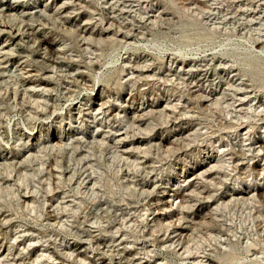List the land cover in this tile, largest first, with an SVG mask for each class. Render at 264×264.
I'll list each match as a JSON object with an SVG mask.
<instances>
[{"label": "rangeland", "instance_id": "374dc122", "mask_svg": "<svg viewBox=\"0 0 264 264\" xmlns=\"http://www.w3.org/2000/svg\"><path fill=\"white\" fill-rule=\"evenodd\" d=\"M0 2L20 11L28 7L26 15L42 9L51 14L45 26L35 22L34 28L23 29L53 41V48L65 51L76 68L70 74L45 69L25 43L19 48L13 40L4 42L7 33L0 32V51L10 60L0 64L2 264H264V199L263 216L253 223L243 220L249 209L225 210L216 222L208 220L192 231L196 211L209 207L196 203L192 210H178V200L164 191L176 183L193 186L197 179L191 173L226 153L237 168L228 160L201 179L204 193L215 194L209 204L220 203L216 197L228 198V191L237 188L235 181L247 185L244 178H256L264 191V156L249 150L251 140H246L248 134L264 138V115L240 118L246 112L240 111L241 102L231 110L225 103L212 104L221 93L229 94L230 75L239 70L245 80L235 83L243 82L248 98L254 97L248 105L264 99V56L248 46L256 38L253 28H261L264 39V0ZM62 2L59 12L69 8L59 13L60 21L55 13ZM255 48L264 49V42ZM192 62L200 82L187 71ZM231 64V71L221 68ZM30 75L42 83L34 89L38 96L22 86L20 78L28 82ZM44 87L48 91L43 93ZM101 93L107 102L104 112L95 110ZM167 103L177 105L170 114ZM161 110L168 117L160 116ZM133 111L148 113L135 126L151 123L154 129L136 133L135 145L131 137L117 144V136L131 130L129 118L137 117ZM58 136L60 148L47 143ZM137 143L142 145L133 150ZM211 179L217 182L216 192ZM169 210L173 219L178 211L187 217L185 236L167 247L173 235L158 221L167 219ZM252 213L258 216L257 209ZM209 231L221 235L220 243ZM251 240L258 244L248 250ZM178 242L189 250L182 252Z\"/></svg>", "mask_w": 264, "mask_h": 264}, {"label": "bare ground", "instance_id": "6f19581e", "mask_svg": "<svg viewBox=\"0 0 264 264\" xmlns=\"http://www.w3.org/2000/svg\"><path fill=\"white\" fill-rule=\"evenodd\" d=\"M62 5H65V4L63 2L61 4H59L58 12H56V13L54 12L55 16L57 15L56 17L60 21H61V18L59 16V13H62L66 9L69 8V6L66 5L65 9L62 12H59V9L61 8ZM21 8H22V6H21ZM70 8H72V7H70ZM27 9H28V7H25V9L20 11V8L18 6H13L12 4L0 2V32L7 33V38L4 40V42H6L7 39L13 40L12 42H15L14 44L19 48L21 47V44L25 43L27 45V47L31 48V50H30L31 53H34L35 55H37V57L42 59L41 62H42L43 68L54 69L55 73L59 72V73L70 74V72H72L76 68L73 69V63L70 61V59L65 57V53H66L65 51L60 49V47H59V49H54L52 46V44L54 42L53 41L50 42L49 40H47L45 38V36H38V35H35V33H33V32H27V29H23V28H28V30H29L30 28H34L33 23H35V22H39L38 26H45L47 24L46 20H49L50 18H52V15L47 14L46 10H44V9H42L39 12H36L34 14L26 15ZM65 13H68V11H65ZM66 28H72V25H68ZM251 30H253L255 32L254 36H256V38L251 37L250 40H248V42H249L248 46H249V48H252V50L254 52H256L259 56H264V49L263 48H261L259 50L255 48L257 43L264 42V39H262L260 37L261 35L259 34L262 31V29L261 28H253ZM68 32H71L70 29H68ZM98 33L102 34L103 31H99ZM80 35L81 34L79 33L77 35V37H79ZM82 39H88L91 41L90 37H86L85 35H83ZM64 44H65V42L63 40V42H62V44H60V46H63ZM2 50H4V48H2ZM11 50L12 49H8V51H11ZM176 52L180 54V52L178 50ZM219 54L224 55L223 53H219ZM60 55L62 57H59ZM213 58L214 57H212L210 59H213ZM192 60H194V59H192ZM9 61H10L9 59L5 60V55L3 54L2 51H0V64H4V63L9 62ZM26 62H28V60ZM192 63L193 64L188 68L187 71L191 72L192 78L194 80H196L197 82H200L201 78H197V77H199V74H196L194 72L198 69V67L195 65V62H192ZM225 67L227 70L231 71L230 68L233 67V64L229 65V67H228V65L227 66L224 65L221 68L224 69ZM214 70H216V69H214ZM25 73H30V72L28 71ZM131 74L133 75V72ZM139 75L142 76V73H139L138 76ZM148 76H150V75H147V77ZM235 76H238V77L235 78ZM243 76H246L244 74L243 70H239L238 73L231 74L230 75V81H232V82L229 84V88H230L228 90L229 94H227L224 97L225 94L221 93V96L219 98H216L212 102V104H214V106H218L222 103H225L226 108H229V110H231L230 109L231 107L232 108L236 107L235 106L236 102H241V103H239V105L244 104L245 106H244V108L241 107L240 111H242V110L243 111L245 110L246 112L249 111V112L253 113L254 116L247 115L246 112L244 113L242 111V113H244V114L239 115L240 118L249 119V117L256 118L257 116H261L262 114L264 115V99H260L256 102H254L252 105H248V102L250 100H253L254 97H252V99H250L251 97L248 98V95H246L247 90L245 89V87L242 86L244 83L241 82L242 80H245V78H243ZM33 77H34L33 75H30V77H29L30 79L28 80V82H27V79H21L20 78V80L22 82V86L23 85L26 86L27 89L32 87L31 93L33 95L38 96L37 92L34 91V89L36 87L40 86V84H42V83H38L39 79H35L34 81H32L31 79ZM36 77H38V75ZM65 77H66V75H65ZM238 79H241V81H239L236 84L235 81ZM24 82H26V83H24ZM41 82H43L44 85L47 86L49 81L43 80ZM26 88L24 89L25 93H27ZM45 91H48L46 89V87L43 88L42 92L44 93ZM43 93L41 95H43ZM239 94H241V95L245 94V95L242 97H236L235 96V95H239ZM228 95L231 96L229 98V100H231V102H228L226 100V97ZM95 101H96L95 105L97 106L95 108V110L97 109V110H101L102 112H104L103 106L107 102L104 99V97L102 96V93L97 95V100H95ZM245 101H246V103H243ZM34 104L37 107L39 106L37 100H34ZM246 105H248V106H246ZM166 106L170 107V109H171V110H169L168 114L172 113L177 108V105L172 104V103L171 104L167 103ZM150 107H151V111H153L152 106H150ZM109 108H110V106L107 107V110ZM164 111L165 110H161L160 116H162L163 113H165V116L168 117V115L166 114L167 112H164ZM132 113H133V115H137V117L132 116L129 118V122L132 124L130 126L131 130L126 131L124 133V135L117 136V144H120V143L124 144L125 141L123 142V140H125L127 137H131V140L129 142H131V145H135L136 142L134 141V137H135L136 133L140 134L144 130H153L154 129V125L151 123L148 124L146 128H140V125L135 126V123L139 122L141 117L148 115L147 112L146 113H138L137 111H135V112L133 111ZM124 117H126V116H124ZM163 120H165V118H163ZM229 124H231V123H229ZM137 138H139V137H137ZM246 140H251L249 143H247V145L249 146V150L251 148L257 149V156L258 155L264 156V149H263L264 148V138H262L260 136L253 137V136H250V134H248ZM61 142H62L61 136L56 137V142L52 143V140L47 141V143L50 144V146H53V147L57 146L58 148L61 147V144H60ZM31 145H32V147H28V146L26 147L27 151H30L31 150L30 148L34 147L33 144H31ZM141 145H142L141 143H137V146L132 147V149L137 150L140 148ZM53 147H51V148H53ZM220 150L223 151V153H224L225 150H227V149H225V147H223ZM125 152L131 153V151H127V150H125ZM140 152L146 153V149L144 151L142 150ZM132 154L133 153H131V155ZM225 155L226 156L228 155V157L223 159V157ZM126 158H128V157H126ZM232 158L233 157L231 156V153H226V154H223L220 159H217L214 164L210 165L209 167H207L203 171H200V172L198 171V173H197L196 171L198 169H196L194 172L191 173V175H192L191 178L193 177L194 179H197V181L194 182L193 186H190L188 189L185 187L182 188L179 183L175 184L176 187L174 189H169V190H166V188L164 189V191H170V193H171L170 197H175L176 200H178V202H179L178 210L180 208H186L187 210H192L196 206V203H198V206L201 208L209 207L208 212H204L203 210H197L196 211V218L199 221L196 220L195 217H193L191 219L192 221H194L193 222L194 227H192V231L196 230L199 227H202L204 225V223H206L208 220H210V222L211 221L216 222V218H217L216 216L219 215V212L222 213L225 210H228V212H229L230 210H233V209L234 210L240 209L242 211L249 209V210H247V213H246L243 220L251 221L252 223L255 220V218L263 216L261 208L263 205L262 200L264 199V191H263V188L256 185L257 184L256 178L255 179L251 178V180H248L246 178L241 179L242 182H245V181L247 182V185H245V186H243V184L240 181H235L239 178L235 179L234 181H235V184H237V188H232L228 191V195H229L228 198L224 199L222 197H216V200H220L221 202L220 203L216 202L213 206H211V204H209V202L211 201V198H214L215 194H213L211 192H207L206 194L204 193L205 185L203 184V182H201V179H205L207 177L206 174L210 170H212L213 168L217 169L218 167H221V163H225L228 160H229L228 166H232L233 170H235L237 168L238 163L234 164L235 160H232ZM230 163H231V165H230ZM58 166H59V164L56 162L55 167H58ZM260 173H261V175H264V168L261 170ZM226 175L227 174H225V176ZM210 181L214 186L213 191H215L217 182H215V180H213V179H211ZM191 187H193V188L190 189ZM186 191H189V193H187ZM234 193H237V194L234 195ZM192 195H193V197H192L193 204L191 205L189 203V200H191ZM210 207H212V208H210ZM254 209H257L258 216L253 215L252 210H254ZM192 213H194V211ZM164 214H166V212ZM174 215H175L174 212L169 210L167 212V216H166L167 219L163 218V221H162V219H161V221H158V223H160L159 226L161 227L162 230H164L165 232L172 233V235H173L171 237V239H169L171 241L168 240L169 243L167 244L168 245L167 247H170V246L174 245L175 242H177V239H176V241H172L174 238H176V237L179 238L180 236H185V234L182 233V230H186V229L184 228L185 226L182 227V225H183L187 216L183 215V212H180V211H178V214H177L179 216H177L175 219H173ZM196 221H198V222H196ZM186 228L188 231L189 227H186ZM197 231H199V230H197ZM208 234L210 236H213L214 238H216L214 240H216L218 243H220V241H218V239L221 238L220 234H212L211 231H209ZM190 235L191 234L187 235V238H189ZM178 244L180 245V249L183 248L182 252H186L189 250V249H187L188 247L185 245V243L182 244V242L181 243L178 242L176 244V246ZM229 244H231V243H229ZM255 244H258V242L251 240L250 242H248L246 247L249 250V248L251 246H255ZM226 246L227 245L225 244V247ZM260 250H264V249H260ZM217 253H219V250H217ZM203 257H205V256H203ZM194 261H196V262L200 261V263H205L207 260L200 259L197 261V259H195ZM0 263L2 264L3 262H0ZM142 264H144V263H142ZM207 264H210V263L208 262Z\"/></svg>", "mask_w": 264, "mask_h": 264}]
</instances>
